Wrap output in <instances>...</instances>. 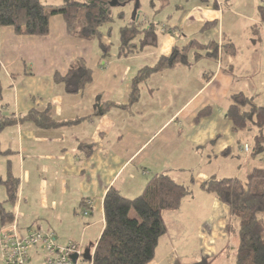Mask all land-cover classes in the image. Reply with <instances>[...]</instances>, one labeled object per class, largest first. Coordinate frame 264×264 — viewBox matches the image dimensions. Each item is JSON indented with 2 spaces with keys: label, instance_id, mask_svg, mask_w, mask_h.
<instances>
[{
  "label": "crops",
  "instance_id": "0c3cea01",
  "mask_svg": "<svg viewBox=\"0 0 264 264\" xmlns=\"http://www.w3.org/2000/svg\"><path fill=\"white\" fill-rule=\"evenodd\" d=\"M220 1L221 7L213 0H193L188 8L176 5L163 18L161 29L156 27L158 45L129 57H119L120 43L115 47L106 37L102 42L109 52L96 40L71 36L61 15L51 16L46 36L17 35L12 27H0V110L17 119L0 135V184L9 174L19 180V199L11 212L15 213L17 207L20 211L24 202L41 208L35 223L19 222L23 235L35 228L62 229L70 219L73 224L75 215L83 209L88 218L82 221V227L74 232L59 229L58 241L92 250L105 227L103 203L107 191L115 187L133 199L143 193L154 176L165 173L178 183L195 185L191 196L197 193L209 201L212 215L201 221L194 218L190 208L184 212L186 205L164 211L167 232L150 264H192L193 243L199 245V261L193 264L218 259L216 244L222 242L223 250L224 243L233 238L226 232L230 212L213 194L200 188L212 177L200 173L194 179L190 167L183 164L194 160L205 164L204 157L209 161L239 158L240 150L235 155V146L240 144V132H234L226 117L229 97L240 92L255 94L264 53L260 4L249 15L235 10L241 0ZM208 23L215 25L204 30ZM185 28L193 31L186 32ZM191 41L204 45L211 41L231 43L239 49V55L245 48V89L238 88L239 55L222 51L218 63L206 52L191 51L186 65L150 76L141 87L139 101L130 105L131 82L136 74ZM78 59L93 71V82L82 92L69 94L55 81V75L65 77ZM206 108L212 109L211 115L196 122ZM47 109L55 121L74 123L47 129L21 121L31 111L42 113ZM247 163L248 159L238 167ZM196 207L205 209L207 205ZM35 255L34 259H41L38 253ZM32 264L40 263L34 260Z\"/></svg>",
  "mask_w": 264,
  "mask_h": 264
},
{
  "label": "trees",
  "instance_id": "16d2710c",
  "mask_svg": "<svg viewBox=\"0 0 264 264\" xmlns=\"http://www.w3.org/2000/svg\"><path fill=\"white\" fill-rule=\"evenodd\" d=\"M112 1L63 0V4L59 6H50L44 5L41 0H0V27H12L17 35L46 36L50 32L51 16L61 15L71 36L86 40L98 39L102 49L107 52L108 47L102 44L104 35L101 29L113 19ZM134 1L117 0L120 5ZM258 13L264 22V5L259 7ZM120 16L123 17V14ZM214 25L215 23H208L204 30ZM119 43L118 56L129 57L147 47H156L158 36L154 26L142 29L140 23L134 21L120 29ZM218 44L217 41L206 45L191 41L181 49H174L169 57H161L155 65L142 68L131 82L129 104L139 101L141 87L150 76L177 65H186L191 51L206 52L210 58H217ZM232 46L224 44L221 50L226 55H235L236 48ZM198 56L201 57L200 54ZM55 81L63 84L67 93L77 94L92 84L93 71L84 60L78 59L71 64L65 77L55 75ZM2 98L3 87L0 79V102ZM49 112V109L42 113L34 110L21 121H30L39 128L47 129L74 123L57 122ZM212 112L211 108L204 109L195 121L199 122ZM226 117L234 132L252 129L258 133L253 138L251 151L244 152L251 153L252 157L264 155V106L257 103L256 95L251 96L244 92L231 94ZM16 122L15 116L5 115L0 110V135L4 129ZM229 151L226 150L224 155ZM2 184L6 200L0 202V229L14 221L15 213L8 206L17 204L19 180L9 174ZM200 188L213 194L229 209L232 224L228 222L226 229L232 228L233 241L237 242L235 264H264V167L252 168L245 180L237 177H212L203 182ZM191 194V186L178 183L165 173L154 176L143 193L133 199L123 196L117 188L111 187L104 198L105 227L94 246L93 264H150L154 260L160 239L167 232L162 213L180 209L182 201ZM132 211L136 217H131ZM39 230L41 229H31L27 234ZM50 233L54 234L58 246H65L57 243L54 232ZM35 253L40 255L39 263L42 264L43 252L39 248L31 252L28 264L35 260Z\"/></svg>",
  "mask_w": 264,
  "mask_h": 264
},
{
  "label": "rangeland",
  "instance_id": "374dc122",
  "mask_svg": "<svg viewBox=\"0 0 264 264\" xmlns=\"http://www.w3.org/2000/svg\"><path fill=\"white\" fill-rule=\"evenodd\" d=\"M167 1L170 2L169 5L166 3ZM192 1L193 0H139V6L136 10H135L136 5H137L136 0L134 2L124 4V5H120L117 2V5L112 6V12H111L112 18H113L112 21L108 24H105L101 29V31L104 35L103 38L104 37L108 38L109 41L111 43H113V46L116 47L120 41V29L122 27H124L125 25H128L134 21H136L137 23H140V26L142 27V29H147L151 26H154L155 29H157L156 27H158V29L159 28L161 29V26L163 24H165V22H164L165 17L169 16V14L172 13L173 10H175L174 8L176 7V5H180V6H183L184 8H188ZM213 1L217 4L218 7L223 6V4L220 0H213ZM241 1H242V4L240 5V7H238V9L235 8V10H237V12L247 13L249 15H253L257 11V7L259 4H260L259 7L264 5V0H241ZM41 2L44 5H50V6H59V5L63 4V0H41ZM259 7H258V9H259ZM121 14H123V17L120 16ZM188 30H189V32L193 31L192 29L190 31V29L185 28L186 32H188ZM178 33H179V31H178ZM97 41H98V39L96 40V42ZM98 43H99V41H98ZM102 44H104V43L102 42ZM229 45H233V44L229 43ZM104 46H106V44H104ZM218 46H219V51L217 54V58H213V59L216 60L218 63H221V61H222V58H221L222 57V50H221V48H223V42H220L218 44ZM234 48H236V54L230 55V56L239 55L238 54L239 49L236 46H234ZM106 51L109 52L108 49ZM246 51L247 50H245V48H242V52L240 53V55L238 57V60H239L238 62H240L239 67H238V71H239L238 74H239V77L241 78V80L239 81V84H238L239 89H245L244 88V86H245V78H244L245 72L243 71V63L242 62H243L244 58L247 56ZM197 57H198V55H197ZM262 60H263L262 61L263 63L261 66L262 67V70H261L262 73L258 74L256 77V83L254 84L256 89H255V94H253V95H256L257 103L264 106V53H263ZM178 66H180V65H177L176 67H178ZM170 69H172V68H170ZM166 70H168V69H166ZM249 128H252V126H250ZM250 130L240 132V136H241L240 144L239 145L236 144V146H235L236 147L235 148V155H237L238 151L240 150V152H239L240 156H239V158L236 157L234 159V161L231 159H229L227 161H225L223 159L210 160L209 161V160H207L208 159L207 157H204L202 162L207 161L205 164L204 163L197 164L196 161L194 160L190 164L185 163L183 165L190 167L189 169L192 171V173L191 172L190 173L193 175V177H195L194 179L199 178L200 173H205V174L209 175V177H217V178L237 177L239 179L245 180L246 176L252 170V168L264 167V155L252 157L251 153H245L246 152V150H245L246 145H249V148H250V150L248 152L251 151V148L253 147V138L258 134V133H256L255 130H252V129H250ZM263 133H264V130H263ZM246 159H248V163L246 165L243 164V166L241 168H239L238 164H242ZM181 163H184V162H181ZM188 184H190V183H188ZM194 188H195V185H192V191ZM196 194H193L194 196L190 195L189 197L184 199L182 201L181 207H182V205H183V207H185V205L188 206V208L184 212H189V208H190V211H191L190 213L194 214V218L198 217L202 221V220H205L206 215H208V214H209V216L212 215L211 214L212 208H211L209 201H206L205 199L200 198L199 196H196ZM209 194H211V193H209ZM18 199H19V195H18ZM5 200H6L5 188L2 184H0V202H4ZM196 205H207V208H205V209L199 208L197 210ZM14 207L15 206L11 207L9 205L8 209L12 210ZM40 210H41V208L39 206H33L32 205V207H30L29 203L24 202L22 204V209L20 211L18 210V207L15 208L14 221L12 223L5 225L4 227L11 226V224H13L15 222V220H16L15 218H17V223L22 222L23 225L32 224V222L35 223L36 222V216L35 215H39L38 213ZM16 214H18V217H16ZM21 215H22V217H21ZM41 215H42V211H41ZM75 217H76V219H75L73 224H72V220L70 219L69 223L70 222L71 223L70 224L68 223L67 225L63 226L62 229H60L61 227L60 228L59 227L58 228L53 227V229L57 233L51 229H48V230L43 229L42 231L43 232H47V231L54 232L56 235V238H57V243L59 245H62L64 243H61L58 241V235L57 234L60 233L59 229L62 230L63 232L64 231L74 232L77 230V228L79 226L82 227V221H86L88 218V217L83 215V209L81 210L80 213H77L75 215ZM131 217H136V214L134 211L131 212ZM262 218L264 220V216ZM19 219H20V221H19ZM231 221H232V219L230 218V214H229L228 222H231ZM230 224H232V222ZM235 225H237V224H235ZM43 227L44 228L46 227V222H44ZM226 227H227V225H226ZM231 227H232V225H230V228ZM35 229H37V228H35ZM20 231H21V229H20ZM226 232L228 234L233 235L232 234L233 233L232 228L230 230L226 229ZM232 239L230 240V242L226 241L224 243L223 250H222V247H223L222 242H218L216 244V246H217V253L216 254H218L219 257L215 262H214V258L212 259L213 262L211 261V259H209L208 264H234L235 263V254H234L235 251L234 250H235L237 242H233ZM75 241H79V240L75 239ZM229 244H230V246H229ZM191 245H192V247H191L190 253H191V259H192V264H193V263H197L199 261V253L197 251L199 245L194 244V243ZM84 249H86V246L84 247ZM220 250L223 252V255H221ZM159 253H160V251H158V254ZM92 254H94V248L91 250V255ZM35 261L39 262V260H37V259H35ZM202 263L205 264L206 262L202 261ZM0 264H5V261L2 260L1 255H0Z\"/></svg>",
  "mask_w": 264,
  "mask_h": 264
},
{
  "label": "built area",
  "instance_id": "2783aa9c",
  "mask_svg": "<svg viewBox=\"0 0 264 264\" xmlns=\"http://www.w3.org/2000/svg\"><path fill=\"white\" fill-rule=\"evenodd\" d=\"M245 148L246 152L250 150L249 145ZM15 219L11 226L0 229V255L5 264H28L31 252L38 248L43 252L42 264H93V254L90 261L85 260L81 245L69 242L58 246L53 233L41 230L23 235ZM73 255L78 256L76 261H73Z\"/></svg>",
  "mask_w": 264,
  "mask_h": 264
},
{
  "label": "water",
  "instance_id": "95a60500",
  "mask_svg": "<svg viewBox=\"0 0 264 264\" xmlns=\"http://www.w3.org/2000/svg\"><path fill=\"white\" fill-rule=\"evenodd\" d=\"M136 2H137V5H136L135 10H136V9L138 8V6H139V0H136ZM114 5H117V1H116V0H113L112 3H111V6H114ZM83 257H84L85 260L90 261V260L92 259V256H91V250H90V249L85 250V252H84V256H83ZM77 258H78L77 255H73V256H72L73 261H76Z\"/></svg>",
  "mask_w": 264,
  "mask_h": 264
}]
</instances>
